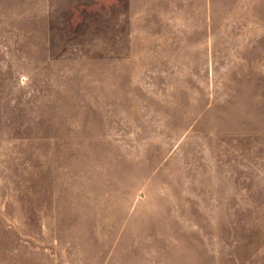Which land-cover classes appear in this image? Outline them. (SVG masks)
I'll return each mask as SVG.
<instances>
[{
    "label": "rangeland",
    "instance_id": "1",
    "mask_svg": "<svg viewBox=\"0 0 264 264\" xmlns=\"http://www.w3.org/2000/svg\"><path fill=\"white\" fill-rule=\"evenodd\" d=\"M0 264H264V0H0Z\"/></svg>",
    "mask_w": 264,
    "mask_h": 264
}]
</instances>
